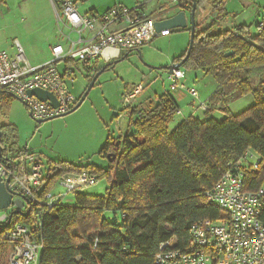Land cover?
Returning <instances> with one entry per match:
<instances>
[{
    "label": "trees",
    "instance_id": "trees-1",
    "mask_svg": "<svg viewBox=\"0 0 264 264\" xmlns=\"http://www.w3.org/2000/svg\"><path fill=\"white\" fill-rule=\"evenodd\" d=\"M52 1L57 6L61 0ZM226 1L195 0L194 40L182 64L199 69L217 84L203 120L188 117L169 132L178 103L169 92L153 94L147 103L126 108L123 135L105 138L97 153L106 160L104 167L68 161L49 164L46 191L68 172H87L105 178L108 185L104 195L75 194L71 204H55L41 218L39 264H155L161 243L173 239L183 248L191 224L220 219L204 194L247 150L259 156L260 163L257 170L246 171L243 189L252 192L260 187L264 180V24L257 23L255 33L246 23L221 28L220 22L229 15ZM176 2L183 11L191 10L192 0ZM207 6L210 11L201 15ZM185 54L173 58L172 64L181 62ZM257 74L261 79L255 84ZM246 95L252 96L253 105L232 115L226 108L228 100ZM221 104L218 109L225 117L216 121L212 114ZM30 218L31 214H15L11 225H29ZM4 258L6 249L1 248L0 264Z\"/></svg>",
    "mask_w": 264,
    "mask_h": 264
},
{
    "label": "built area",
    "instance_id": "built-area-1",
    "mask_svg": "<svg viewBox=\"0 0 264 264\" xmlns=\"http://www.w3.org/2000/svg\"><path fill=\"white\" fill-rule=\"evenodd\" d=\"M60 7L67 24L78 35L79 47L73 41L66 49L61 45L53 47L50 50L52 62L40 67L27 63L18 44L16 55L0 51V93L19 100L37 121L69 113L77 104L78 99L67 89L65 75H70L69 72H59L56 63L74 61L87 64L99 58L109 62L118 59L120 53L138 51L155 38L169 35V30L156 32L154 28L155 22L165 19L167 11L154 17L145 16L136 9L114 6L100 15H81L70 0H63ZM116 23H123L125 28L109 31V27ZM258 24L261 26L264 21ZM85 31L94 32L90 40L84 41L81 37ZM183 79L184 73L180 69L170 70L167 92L184 90L196 99V90L179 83ZM31 89L51 93L58 106L54 108L48 101L41 102L29 96ZM142 91L143 86L137 85L122 98L126 108L132 106ZM204 106L203 111L207 108ZM175 116L183 117V114L178 110ZM0 146V182L6 183L7 192L13 195L8 207L16 210L18 204L14 200L20 199L24 203L21 212L29 209L32 216L29 225H11V221L6 225L12 211L0 216V249H6L4 264H39L43 251L38 232L41 218L55 204H66L64 199L68 194H89L87 190L97 184V178L87 172H68L59 178L63 193L49 194L45 189L46 173L39 156L27 150L9 154L6 146L1 143ZM258 157L247 150L236 162L229 164L227 171L204 194L207 204H213L220 212V219H203L191 224L189 240L183 248H178L173 239L161 243L154 258L155 264H264V180L256 191L243 189L245 174L258 168Z\"/></svg>",
    "mask_w": 264,
    "mask_h": 264
},
{
    "label": "rangeland",
    "instance_id": "rangeland-1",
    "mask_svg": "<svg viewBox=\"0 0 264 264\" xmlns=\"http://www.w3.org/2000/svg\"><path fill=\"white\" fill-rule=\"evenodd\" d=\"M107 1L109 0H100L102 4ZM125 1L130 3L135 0ZM164 1L167 14L174 15L183 11L170 0H150L146 3L154 6ZM224 5L229 15L220 22L221 28L246 23L251 24L253 28L251 30L255 33L256 24L264 20V0H227ZM109 7L111 8L112 5ZM209 11L210 7L207 6L201 15ZM184 12L189 17L190 11ZM57 13L60 15V12ZM57 15L49 0H0V51H6L10 56L16 55L18 44L30 65L41 63L46 53L45 45H42L41 41L45 37L52 40L58 36L56 33L60 28V22ZM189 39L188 32L172 30L170 36L155 38L150 44L140 47L139 51L128 53L127 58L118 63L115 62L125 53L118 60H111L110 63L114 65L110 69L100 71L96 85L90 89L82 105L63 117L38 123L29 116L26 106L19 100L12 96L9 100L4 93L0 94V130L4 135L2 143L9 149V154L27 150L39 156L45 173L49 164L58 161L74 164L81 160L84 165V161L89 158L86 163L104 167L106 160L99 158L97 153L105 142L107 130L114 137H118V126L122 127L126 122L127 112L122 100L123 96L137 85H141L142 94L136 97L133 104H143L147 103V97L167 92L169 82L166 69L172 65L173 58L182 56L187 50ZM68 63H71L70 66L74 65V74L73 77L65 78L67 89L78 98L87 89L90 81L81 70L82 63L74 61ZM57 67L61 69L62 63L58 62ZM179 69L184 73V79L179 83L185 88L196 90L197 98L190 97L184 90L171 93L183 117L175 116L168 129H172L174 124L188 117L203 120L204 111L201 108L203 105L207 107L209 98L217 89L213 78L199 69L182 66ZM260 79L257 74L254 75L253 81L257 84ZM228 101L226 108L232 115L242 113L254 103L251 95ZM218 108H223L222 104L214 108L212 117L216 121L225 117ZM121 120L122 124H120ZM59 178L46 191L47 193H63L64 189L59 185ZM107 185L105 178L97 179V184L87 192L89 191L91 195H104ZM72 198L73 195L68 194L64 199L65 203L71 202ZM13 210L14 208L10 207L0 211V216Z\"/></svg>",
    "mask_w": 264,
    "mask_h": 264
},
{
    "label": "crops",
    "instance_id": "crops-1",
    "mask_svg": "<svg viewBox=\"0 0 264 264\" xmlns=\"http://www.w3.org/2000/svg\"><path fill=\"white\" fill-rule=\"evenodd\" d=\"M49 1L52 4V7H53L54 12L56 13V15L58 14L57 12H60V15L59 14L57 15L58 21L60 22V24H59L60 28L58 30V33H56L58 36H56L55 39L51 40V39L45 37L44 40L41 41L42 45H45V49H46L45 50L46 53L44 54V57H43L44 61H43V58H42L41 63L40 62L36 63L34 67H40V66H43V65H45L47 63H51L52 62L53 58H52V54H51L50 50L53 47L61 45V46H63L66 49V46H68V43L70 41H73V43L76 42V46H78V47H79V43H80L79 40L77 42V39H78L77 33L73 32L74 29H72L70 27V25L67 24L68 22L66 21L65 17L63 16V14L61 12L62 10H61L60 5H61L63 0H61L60 3L57 6L54 5L52 0H49ZM70 1H72V2H74L76 4L77 12H79V14H81V15H100V14L104 13V11L106 12V9H108V8L110 9V7H109L110 5H112V7L121 6V7L128 8L130 10L136 9V10L140 11L142 14H144L145 16H154V17H155V15H157V14H159L161 12H165L167 10L165 1L162 4L156 3L154 6H149L148 3H146V2H148L150 0H135L134 2L131 1L130 3H127L125 0H112V1L109 0V1H107L105 3H103V4L100 2V0H81L80 2L77 1V0H70ZM170 2H174V5H177L176 7H178V4H177L176 1L170 0ZM80 6H81V9H80ZM174 15H169L168 14L166 16L169 18V17H172ZM188 19L189 18L186 16L187 22L189 21ZM257 22L258 21H255V23H257ZM230 26L232 27L233 25H230ZM124 28H125V25L123 23H116V24H113V25H111L109 27V31H116L117 32V31L123 30ZM225 28H228V27H225ZM93 34H94V32L85 31V32L82 33L81 37H83L84 41H87V40H90L92 38ZM170 35H171V33H169V35H167V36L159 37V38H166V37H168ZM122 54L123 53H120L119 58H120V56ZM125 54H127V53H125ZM123 57L126 58L125 55ZM103 61H105L104 58H99L98 60L93 61L91 63L82 64L81 70L84 71V73L86 75L85 77L88 78V80L91 77H94V74H96V73H98L100 71L103 72L104 71L103 66L106 65V64H109L111 60L109 62H103ZM27 63L29 64V62H27ZM60 63H62V68L58 69V67H57L58 63H56L55 64L56 69L59 72L63 73V74H65V72H69L70 75H67V76L65 75V78L66 77H70V76L73 77L72 75L74 74V69H73L74 65L70 66L69 64H71V63H68V62H60ZM97 79H96V81H95L93 86L96 85ZM130 92L131 91H129L127 94H129ZM83 102H84V100H83ZM134 105H135V103L133 104V106ZM120 124H122V120L120 121ZM127 124H128V118L126 116V122L123 124L124 126H122V127H121V125H119L120 127L118 126V128H119L118 129V132H119L118 136L123 135L124 131L127 128ZM177 124H178V122L176 124H174L175 126L172 129H169V132L173 131L174 128L177 126ZM109 134L111 136H113L112 133L109 130H107L106 138H107V136ZM101 136H102V134H101ZM88 159H86L84 161V165L88 164V163H86ZM40 160H41V158H40ZM82 162L83 161L79 160V161H77L74 164H77V165H80V166H84ZM72 202H73V198H72V201L71 202H67V204H71Z\"/></svg>",
    "mask_w": 264,
    "mask_h": 264
},
{
    "label": "water",
    "instance_id": "water-1",
    "mask_svg": "<svg viewBox=\"0 0 264 264\" xmlns=\"http://www.w3.org/2000/svg\"><path fill=\"white\" fill-rule=\"evenodd\" d=\"M195 5H196L195 0H192V6H191V10L189 12V17H188L189 21L188 22L186 20L185 12L181 11V12L175 14L172 17L168 18L166 16L165 19L157 21V22L154 23V28H155L156 32H160L162 30H169V31L170 30H180L181 31V30L189 29L188 32L190 33L189 34L190 35V39H189V44H187L188 47H187V50H186L185 57L182 58L181 62H179L177 64H172L170 66V68L168 67L166 69L167 73H170V70L179 69L182 66V64L186 61L187 57L190 54V51H191V48H192V44H193V40H194V30H195V20H194V18H195V10H196ZM231 54H232V52H229V53L225 54L224 56H229ZM125 56H127V54H125ZM124 58L125 57H122L121 59H119L115 63H118L119 61L124 60ZM99 74H101V72H98V73L94 74V77L91 79L88 87H86L87 89L84 92V94L82 95L81 99L79 101H77V104L69 111V113H72V112L76 111L79 108V106L83 103V100H85V98L87 97L88 92L90 91L91 87L94 85V83H95L96 79L98 78ZM28 95L36 97L41 102L48 101V103H50V105L52 107H54V108H56L58 106L55 97L51 93H49L47 91L40 90V89H31V90L28 91ZM69 113L67 112V113L62 114L60 116H53V117H50V118L45 119V120H38L37 122L38 123H42L44 121H49V120H52V119H55V118H58V117H63L65 115H67V114L69 115ZM29 116H30V114H29ZM0 155H2L1 154V146H0ZM12 196H13L12 194L7 192L6 183L0 182V211L9 208L8 206H10V204H11ZM14 203L18 204L17 209L11 212L9 219H7L8 221H7L6 225L8 223H10V221H11L10 218H12L13 215L20 214V215H22L24 217H27L29 215V213H30L29 209L25 213L21 212L22 205L24 204L22 200L15 199Z\"/></svg>",
    "mask_w": 264,
    "mask_h": 264
}]
</instances>
